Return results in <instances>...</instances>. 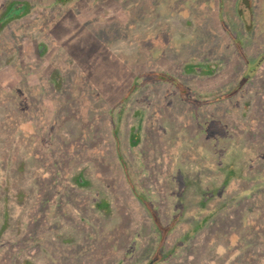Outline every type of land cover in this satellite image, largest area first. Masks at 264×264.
Returning a JSON list of instances; mask_svg holds the SVG:
<instances>
[{
  "label": "rangeland",
  "instance_id": "374dc122",
  "mask_svg": "<svg viewBox=\"0 0 264 264\" xmlns=\"http://www.w3.org/2000/svg\"><path fill=\"white\" fill-rule=\"evenodd\" d=\"M0 264H264V0H0Z\"/></svg>",
  "mask_w": 264,
  "mask_h": 264
}]
</instances>
